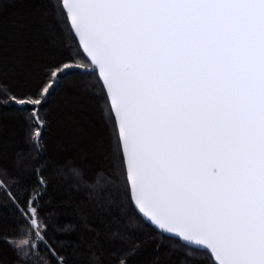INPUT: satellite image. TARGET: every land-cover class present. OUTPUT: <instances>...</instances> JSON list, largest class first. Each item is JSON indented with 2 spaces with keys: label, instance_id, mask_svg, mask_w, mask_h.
Listing matches in <instances>:
<instances>
[{
  "label": "snow or ice",
  "instance_id": "obj_1",
  "mask_svg": "<svg viewBox=\"0 0 264 264\" xmlns=\"http://www.w3.org/2000/svg\"><path fill=\"white\" fill-rule=\"evenodd\" d=\"M57 195L89 208L85 246L59 239L76 227H57ZM0 248L264 264V0H0Z\"/></svg>",
  "mask_w": 264,
  "mask_h": 264
},
{
  "label": "trees",
  "instance_id": "obj_2",
  "mask_svg": "<svg viewBox=\"0 0 264 264\" xmlns=\"http://www.w3.org/2000/svg\"><path fill=\"white\" fill-rule=\"evenodd\" d=\"M71 48V51L68 49ZM60 57H71L76 55L75 44L71 38H65L62 41L61 45ZM9 83H13L9 81ZM60 103L59 99L54 101L53 103V111H56L58 104ZM62 137V131L54 124V139ZM14 139L18 140L19 136L17 135ZM61 162H72L73 164H79L78 154L73 152H65L61 155ZM73 177L68 176L66 178H62V187L61 191H64L65 188L71 187L73 184ZM74 190V189H73ZM80 199H85L83 195L80 196ZM50 212L53 213L56 225L58 228H65L68 225H74L76 227V231L70 233L60 232L57 233L58 237L62 241H66L71 243H75L77 241L81 242L82 247L85 246V241L81 239L83 234V225L80 220V212L88 213L89 208L81 207L79 212L75 204L69 201L66 197H61L59 195L56 196V203L53 205ZM3 223V231L8 232L10 234H14V231L17 226V222L14 220H8ZM185 253L177 252L174 256L175 264H180L181 259L185 256ZM0 259L4 260L6 264H11L12 256L11 253L5 249L0 248ZM191 261V264H204L206 257L204 256H193L188 258Z\"/></svg>",
  "mask_w": 264,
  "mask_h": 264
}]
</instances>
